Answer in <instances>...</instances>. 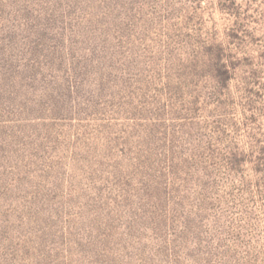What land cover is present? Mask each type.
Returning <instances> with one entry per match:
<instances>
[{"label":"rangeland","instance_id":"1","mask_svg":"<svg viewBox=\"0 0 264 264\" xmlns=\"http://www.w3.org/2000/svg\"><path fill=\"white\" fill-rule=\"evenodd\" d=\"M0 264H264V0H0Z\"/></svg>","mask_w":264,"mask_h":264}]
</instances>
